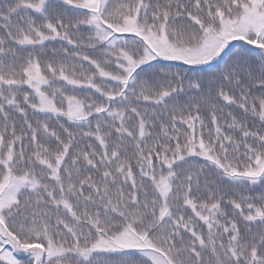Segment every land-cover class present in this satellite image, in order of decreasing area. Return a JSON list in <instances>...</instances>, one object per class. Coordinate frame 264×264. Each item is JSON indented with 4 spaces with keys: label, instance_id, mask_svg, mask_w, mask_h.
I'll return each mask as SVG.
<instances>
[{
    "label": "snow or ice",
    "instance_id": "snow-or-ice-1",
    "mask_svg": "<svg viewBox=\"0 0 264 264\" xmlns=\"http://www.w3.org/2000/svg\"><path fill=\"white\" fill-rule=\"evenodd\" d=\"M0 264H264V0H0Z\"/></svg>",
    "mask_w": 264,
    "mask_h": 264
},
{
    "label": "trees",
    "instance_id": "trees-1",
    "mask_svg": "<svg viewBox=\"0 0 264 264\" xmlns=\"http://www.w3.org/2000/svg\"><path fill=\"white\" fill-rule=\"evenodd\" d=\"M258 190V189H257Z\"/></svg>",
    "mask_w": 264,
    "mask_h": 264
}]
</instances>
